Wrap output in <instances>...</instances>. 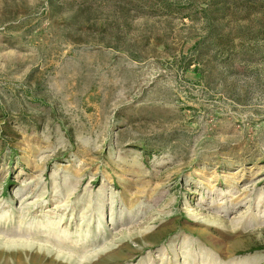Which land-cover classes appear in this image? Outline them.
I'll use <instances>...</instances> for the list:
<instances>
[{
  "label": "rangeland",
  "instance_id": "rangeland-1",
  "mask_svg": "<svg viewBox=\"0 0 264 264\" xmlns=\"http://www.w3.org/2000/svg\"><path fill=\"white\" fill-rule=\"evenodd\" d=\"M0 264H264V0H0Z\"/></svg>",
  "mask_w": 264,
  "mask_h": 264
}]
</instances>
